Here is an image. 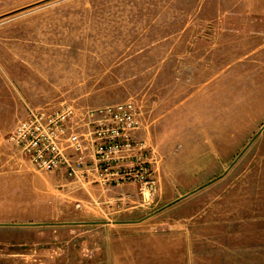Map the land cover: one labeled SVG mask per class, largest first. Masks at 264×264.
<instances>
[{
  "label": "rangeland",
  "instance_id": "1",
  "mask_svg": "<svg viewBox=\"0 0 264 264\" xmlns=\"http://www.w3.org/2000/svg\"><path fill=\"white\" fill-rule=\"evenodd\" d=\"M130 99L151 199L19 166L29 109ZM263 125L264 0H0V264H94L108 242L144 264H264Z\"/></svg>",
  "mask_w": 264,
  "mask_h": 264
},
{
  "label": "built area",
  "instance_id": "2",
  "mask_svg": "<svg viewBox=\"0 0 264 264\" xmlns=\"http://www.w3.org/2000/svg\"><path fill=\"white\" fill-rule=\"evenodd\" d=\"M141 129L142 110L132 99L98 107L62 103L29 109L10 141L36 171L104 190L133 183L151 199L157 159L154 148L137 138Z\"/></svg>",
  "mask_w": 264,
  "mask_h": 264
},
{
  "label": "crops",
  "instance_id": "3",
  "mask_svg": "<svg viewBox=\"0 0 264 264\" xmlns=\"http://www.w3.org/2000/svg\"><path fill=\"white\" fill-rule=\"evenodd\" d=\"M19 166L25 167V168L31 167L28 163H25V162H22V164H20ZM28 170H31V169L28 168ZM134 187H135V184H133V183H123L119 187L106 189V191H109L112 189L113 190L120 189V190L124 191V193H120L119 196L121 198H118V200L126 201L125 199H127L128 201H130L132 195H130L128 193V190L133 189ZM95 188L104 191V189H101L98 186H96ZM127 194H129L128 198H126ZM144 220H142V221H144ZM128 221H132V222H128ZM128 221H118L120 223H112V222L111 223L113 226H117V228L123 229L126 226H131V225H126V224H137V223L142 222V221L141 222H135L138 220H128ZM102 244H103V247H100V244H94L91 252H89V254L87 255V257L89 259H93L94 264H144L142 251L139 254L136 253L137 249L140 250V248L135 247L136 243H127V245H126V243H122V242H108V243H105V244L102 243ZM139 246H143V245L139 244ZM100 250H102V257H99ZM142 250H143V248H142ZM123 251H125V252H123ZM147 262H148L147 264H152V262H150V263H149V261H147ZM157 264H159V263H157Z\"/></svg>",
  "mask_w": 264,
  "mask_h": 264
},
{
  "label": "water",
  "instance_id": "4",
  "mask_svg": "<svg viewBox=\"0 0 264 264\" xmlns=\"http://www.w3.org/2000/svg\"><path fill=\"white\" fill-rule=\"evenodd\" d=\"M261 129H262V130L264 129V125L261 127ZM235 160H237V159H235ZM196 190H197V189H196ZM190 194H191V193L184 194L183 196H181V197L178 198L177 200H175V201H173V202H171V203L165 205L164 207H162V208L156 210V211L153 212V213L148 214L147 216H145V217H143L142 219H140V220H138V221H135V222H141L142 220H144V219H146V218H149V217L153 216L154 214L158 213V212H159L160 210H162L163 208H166V207H168L169 205H171V204H173V203H175V202H177V201H179V200H181V199H184V198L188 197ZM128 222H132V221H128ZM112 223H120V222H112ZM121 223H122V222H121Z\"/></svg>",
  "mask_w": 264,
  "mask_h": 264
}]
</instances>
